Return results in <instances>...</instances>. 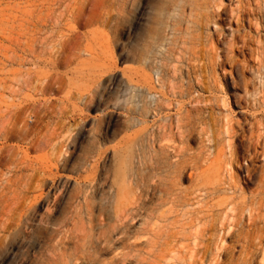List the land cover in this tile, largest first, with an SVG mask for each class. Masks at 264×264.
Instances as JSON below:
<instances>
[{"label": "rangeland", "instance_id": "1", "mask_svg": "<svg viewBox=\"0 0 264 264\" xmlns=\"http://www.w3.org/2000/svg\"><path fill=\"white\" fill-rule=\"evenodd\" d=\"M217 3L199 0L204 7L192 15L203 18L194 27L188 6L175 10L171 0H0V264H182L170 257V204L157 205V194L145 212L151 216L142 212L109 245H92L86 261L74 258L75 241L57 235L52 223L69 212L82 159L97 147L106 153L90 191L94 236L110 223L102 204L115 153L133 154L149 178L145 164L155 152L168 164L181 149L230 159L239 141L225 130L234 127L239 136L241 126L253 125L261 137L256 166H263L264 31L246 29L245 50L230 52L235 26L219 21L227 14L216 16ZM188 28L202 52L184 45ZM183 124L191 126L177 130ZM141 130L138 145L124 144ZM250 148L247 141L246 160ZM45 166L57 173L55 204ZM188 173L183 189L191 186ZM232 173L240 180L237 194L255 191L257 180L245 183L244 170ZM166 175L170 180V169ZM39 193L48 198L34 205ZM245 231L255 245L233 233L216 242L222 248L206 264H264V203ZM56 242L64 244L53 250Z\"/></svg>", "mask_w": 264, "mask_h": 264}, {"label": "bare ground", "instance_id": "2", "mask_svg": "<svg viewBox=\"0 0 264 264\" xmlns=\"http://www.w3.org/2000/svg\"><path fill=\"white\" fill-rule=\"evenodd\" d=\"M228 1L229 5L223 6L222 0H218L216 16L222 13L227 14L226 20L219 21L225 23L229 19L231 25L235 26L229 42L230 52L244 51L248 40H250L249 34L245 32L246 29L255 34L264 31L261 26L262 20L264 21V0ZM182 4L190 9V18L195 20L192 21L194 27H200L203 17L192 15V12L197 8L200 10L204 4H199V0H171V6L175 10ZM211 18L204 17L205 25L210 23ZM185 32L188 39L184 45L190 47L188 50L192 54H195L196 51L202 52L203 50L199 49L200 37L191 32L189 28ZM238 41L242 43L241 49L237 48ZM190 126V124H183L178 126L177 130ZM245 129V126H241L239 136H237L234 127L225 130V134L230 139L238 138L239 141V145L232 152L230 159H226L222 152L211 159V153L207 156H203L202 153L189 155L185 153L184 149H181L176 151L174 160L170 159V164H168L164 161L167 158H159L156 152L155 154L152 152L154 155L150 162L145 164L146 170L153 172L149 178L141 173L140 162H137L138 160L133 154L125 156L123 153H115L111 159V181L107 183V192L102 204L110 214V223L102 224L96 236H94L92 227V211L95 203L91 193L96 185L99 162L106 152L99 147L90 150L79 166V171L84 175L77 180L76 187L69 195V212L65 217L52 223L56 234L63 233L67 239L75 241L74 258L86 261L89 259L88 251L92 245L99 247L109 245L115 236L120 235L121 229L125 228L129 221L134 220L142 212H147L148 204L151 203L150 195L153 193L158 196L157 205L170 204V257L173 255L179 263L206 264L212 252L222 248L216 242L233 233H236L239 241L248 248L255 245V239L250 238V233L245 231V227L254 226L257 219L260 218L264 203V164L261 167L256 166L257 149L261 137L255 135L253 125H250L248 130ZM142 131H140L141 133L136 131L127 137L124 144L130 147L138 145L141 136L145 134ZM206 131L210 132L211 130L207 127L203 134H206ZM247 141L251 145L248 152H253V154L248 155L246 160V151L243 148ZM240 160L248 164L242 166ZM234 168L237 171H245V183H255L257 180L255 191L248 197L244 194H237L236 183H239L240 180L232 173ZM53 169L51 166H45L42 177L46 178L43 179V182L49 180L51 184L52 203L55 204L59 201L60 190L56 187L58 177ZM168 169H170V180L166 175ZM187 170H189L187 181L191 186L183 189L179 183L182 179L184 180L183 177ZM26 185L29 190L31 184ZM38 188L41 187L36 185L33 190ZM33 198L34 205H36L44 198H48V195L44 197V194L39 193ZM152 210L151 212L154 211ZM245 213L248 214L250 221L246 225L243 224ZM230 217L232 220H229ZM218 223H220L219 226ZM9 227L5 226L4 229ZM221 233L222 236H220ZM190 240L192 244L189 245L177 244V242ZM63 244V242H56L53 245V250H57Z\"/></svg>", "mask_w": 264, "mask_h": 264}]
</instances>
